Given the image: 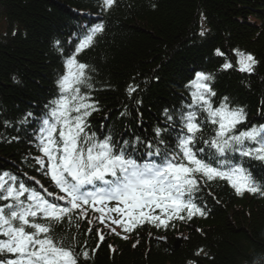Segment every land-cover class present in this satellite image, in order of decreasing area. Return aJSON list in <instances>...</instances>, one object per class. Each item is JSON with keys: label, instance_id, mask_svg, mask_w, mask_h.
<instances>
[{"label": "trees", "instance_id": "trees-1", "mask_svg": "<svg viewBox=\"0 0 264 264\" xmlns=\"http://www.w3.org/2000/svg\"><path fill=\"white\" fill-rule=\"evenodd\" d=\"M80 14L98 16L104 24L77 59L95 69L89 70L90 94L99 110L91 124L111 132L114 141L151 140L153 129L164 122V110L180 107L194 71L214 76L217 101L228 96L233 107L245 109L246 127L264 120V0H116L108 12L101 11L98 0H0V170L27 173L50 185L32 159L38 151L31 121L20 134L15 126L29 112L37 117L47 111L62 61L84 34ZM216 49L224 55L214 54ZM234 49L254 56L252 74L238 72L230 57ZM225 61L233 68L222 70ZM129 85L137 88L131 97ZM211 134L206 130L203 136ZM250 167L264 185V165ZM196 202L205 216L174 220L175 227L167 229L144 224L124 233L106 220L114 233L93 219L91 208L79 221L65 219L53 229L58 236H77V252L89 250V260L80 264H264V196L237 195L226 181L215 180L203 185ZM199 249L203 252L196 255Z\"/></svg>", "mask_w": 264, "mask_h": 264}, {"label": "snow or ice", "instance_id": "snow-or-ice-1", "mask_svg": "<svg viewBox=\"0 0 264 264\" xmlns=\"http://www.w3.org/2000/svg\"><path fill=\"white\" fill-rule=\"evenodd\" d=\"M98 3L102 12H108L116 0ZM103 31L104 24L97 23L78 38L74 52L63 61L58 92L45 105L47 111L38 117L29 112L19 121L25 124L35 119L38 126L32 143L40 155L32 159L54 190L27 173L21 177L0 170V264H80L81 259L86 262L90 252L86 248L76 251L77 236H58L53 225L65 219L69 224L75 223L87 215L88 208L100 213L93 219L111 232L116 230L110 224L131 233L144 224L167 229L175 227L171 224L174 220L205 216L196 201L203 185L210 181H226L237 195L249 192L264 196V185L242 162L244 158L264 162V124L241 129L247 113L243 107H233L228 96L214 106L212 98L216 92L211 73L195 72L186 85L191 103L185 102L177 110L165 109L164 124L153 129L151 140L137 136L114 141L111 134L98 137L91 131L88 118L99 110L98 101L90 94L94 86L89 70L95 69L77 57ZM206 31L202 27L199 34L204 36ZM233 52L238 58L237 70L252 74L257 64L254 56L238 49ZM216 55L224 53L216 49ZM231 68L233 64L228 61L221 65L225 71ZM136 90L129 85L128 95L131 97ZM201 114L203 119L199 118ZM5 125L8 126L7 121ZM206 125H211L213 133L207 137L202 134ZM201 143L203 147L199 146ZM32 180L39 188L27 183ZM88 223L91 226L93 220ZM76 226L79 228L78 223ZM92 230L89 227L88 232ZM96 231L103 241V233ZM201 252L203 249L196 255ZM91 253L94 255L95 249Z\"/></svg>", "mask_w": 264, "mask_h": 264}, {"label": "rangeland", "instance_id": "rangeland-1", "mask_svg": "<svg viewBox=\"0 0 264 264\" xmlns=\"http://www.w3.org/2000/svg\"><path fill=\"white\" fill-rule=\"evenodd\" d=\"M177 109H179V108H177ZM176 109V110H177ZM94 114V112L92 113V115ZM92 115L89 117V119L90 120H93L92 119ZM162 118H164V116H162ZM91 124V123H90ZM164 124V122L162 123V125ZM91 131H93V132H95L96 134H98L100 137H102V136H104V135H108V134H111L112 135V133L111 132H104V131H102V129H101V127H99L95 122H94V124H91ZM113 136V135H112ZM116 138V137H115ZM142 138V137H141ZM131 139H135V138H133V137H131ZM121 140H128V137H126V138H122ZM120 140V141H121Z\"/></svg>", "mask_w": 264, "mask_h": 264}]
</instances>
